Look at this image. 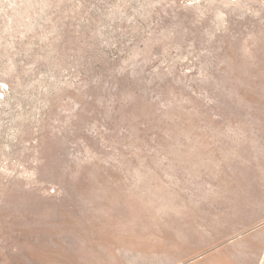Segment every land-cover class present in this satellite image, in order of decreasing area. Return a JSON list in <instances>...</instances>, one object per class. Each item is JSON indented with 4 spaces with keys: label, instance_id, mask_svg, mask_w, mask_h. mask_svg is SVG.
<instances>
[{
    "label": "rangeland",
    "instance_id": "obj_1",
    "mask_svg": "<svg viewBox=\"0 0 264 264\" xmlns=\"http://www.w3.org/2000/svg\"><path fill=\"white\" fill-rule=\"evenodd\" d=\"M0 264H264V0H0Z\"/></svg>",
    "mask_w": 264,
    "mask_h": 264
},
{
    "label": "crops",
    "instance_id": "obj_2",
    "mask_svg": "<svg viewBox=\"0 0 264 264\" xmlns=\"http://www.w3.org/2000/svg\"><path fill=\"white\" fill-rule=\"evenodd\" d=\"M55 221H57L58 223L52 224L54 226V228L52 230L56 231V229H57L58 232L61 231V233L65 234L67 236H70L71 234H76L75 233L76 230L74 227L86 225V224L82 223L80 221V219H75V218H63L61 221L62 223H59L60 219H55ZM56 227H62V228L58 229ZM71 227H73V229Z\"/></svg>",
    "mask_w": 264,
    "mask_h": 264
}]
</instances>
